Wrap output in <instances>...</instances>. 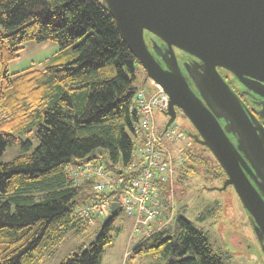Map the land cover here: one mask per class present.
<instances>
[{"label":"trees","instance_id":"trees-1","mask_svg":"<svg viewBox=\"0 0 264 264\" xmlns=\"http://www.w3.org/2000/svg\"><path fill=\"white\" fill-rule=\"evenodd\" d=\"M29 40L57 42L60 57L9 72L8 62ZM69 51L72 58L61 61ZM141 68L102 0H0V155L9 145L20 146L0 162V264H39L42 251L93 218L76 213L91 181L75 183L68 166L98 162L115 169L130 162ZM193 142L182 150L177 182L224 179L209 149ZM217 208L208 206L198 217ZM114 217L60 264H99ZM132 253L155 254L163 264H224L182 208L167 225L143 234Z\"/></svg>","mask_w":264,"mask_h":264},{"label":"water","instance_id":"water-1","mask_svg":"<svg viewBox=\"0 0 264 264\" xmlns=\"http://www.w3.org/2000/svg\"><path fill=\"white\" fill-rule=\"evenodd\" d=\"M102 2L146 78L168 97L163 130L177 109L189 119L196 130L190 137L209 149L226 174L218 189L234 187L264 253V123L244 107L219 71H228L263 98L258 114L264 119V0ZM146 32L165 47L155 41L148 45ZM175 48L194 57L182 63L186 73ZM117 208L112 201L101 227Z\"/></svg>","mask_w":264,"mask_h":264},{"label":"rangeland","instance_id":"rangeland-1","mask_svg":"<svg viewBox=\"0 0 264 264\" xmlns=\"http://www.w3.org/2000/svg\"><path fill=\"white\" fill-rule=\"evenodd\" d=\"M145 39L148 45H151L152 41L158 43L159 40L149 32L145 33ZM58 49V43L52 40L26 41L19 50L18 56L8 62V70L9 72L18 71L31 64L40 66L44 61L55 57L59 58ZM64 56L61 61L71 59L72 52L69 51ZM182 69L185 72L183 67ZM220 71L224 77L226 76L228 80H232L233 75L231 73L224 69ZM138 84H141L146 91H151L154 87L151 80L146 78V73L142 68L138 70ZM167 117L164 112L156 111L155 118L158 127L161 128L165 124ZM175 120V132L179 136L167 141V145L171 149L170 152L174 156V174L167 190L162 182L157 183L161 200V217L168 216L171 204L174 211L182 208L183 214L191 220L193 226L202 228L205 231L212 249L220 254L224 264H264V253L256 238L248 212L243 207L234 187L227 185L224 189H218L225 178L207 180L199 176L188 178L182 184L177 182L178 167L182 162V160L179 161V157H181L184 148L193 145L194 139L190 137L189 132H194L195 128L181 112L177 114ZM36 143V141L33 142V147ZM181 147H183L182 150ZM19 151L20 146L18 144L7 146L6 150L0 155V162L10 160ZM98 152L99 150L95 151V153ZM204 152L209 154L208 151ZM104 166L106 165L104 164ZM116 166L115 169H110L119 171L124 168L121 164ZM91 193H94L92 182L84 185L81 196ZM84 196L79 199L77 207L86 202ZM95 196L89 197L92 199ZM119 202L120 207H123L121 199H119ZM208 206H218V208L213 214L209 213L204 218H199V213ZM103 218L89 219L88 224L80 230L75 228L68 230L59 242L42 251L37 258V262L39 264H60L64 257L71 256L74 252H81L96 238ZM134 222V216L127 214L122 209L116 214L109 230L111 241L102 251L99 264H163L164 258L155 254L132 253L137 240L149 228V225L153 223L157 225L156 221L142 218L138 224L139 230H134Z\"/></svg>","mask_w":264,"mask_h":264},{"label":"built area","instance_id":"built-area-1","mask_svg":"<svg viewBox=\"0 0 264 264\" xmlns=\"http://www.w3.org/2000/svg\"><path fill=\"white\" fill-rule=\"evenodd\" d=\"M153 84L151 91L139 88L133 96V106L137 110L138 121L133 125L135 143L131 160L124 167L126 173L112 171L98 162H95L97 175L87 172L80 165L68 166L69 174L75 183L81 184L90 180L93 191L97 193V196L77 207L78 216L90 212L93 218L103 217L109 211L111 201H117L120 206L119 199H121L123 202L121 209L135 217L134 230L138 229L142 218L156 220L157 228L171 221L175 213L172 204L168 216L161 217V200L157 183L162 182L166 190L171 184L175 163L167 141L178 138L179 135L175 132V119L164 130V125L158 127L155 113L167 109L168 97L158 84ZM180 160L182 155L179 157ZM109 192H113V195H108ZM150 230H146V233Z\"/></svg>","mask_w":264,"mask_h":264},{"label":"flooded vegetation","instance_id":"flooded-vegetation-1","mask_svg":"<svg viewBox=\"0 0 264 264\" xmlns=\"http://www.w3.org/2000/svg\"><path fill=\"white\" fill-rule=\"evenodd\" d=\"M157 44L160 45L162 48L165 47V44L160 39L158 40ZM175 53H176V56L178 58V61L181 63V67H183L182 63L184 61H189L192 58H194L192 55H190V54H188V53H186L184 51H181V50H179L177 48H175ZM159 60H161V59L159 58ZM220 70H223V69L219 68V71ZM220 73H221V71H220ZM224 78L227 80V82L229 83L230 87L239 95L244 107L246 109H248L249 111L253 112L254 115L258 118V120L263 124L264 123V119L262 117H260L259 114H258V110L261 107V105L259 103L262 101L263 98L259 94L255 93L252 90H250L247 87H245L242 83H240L233 76H232V80L230 79L231 81L228 80V78L226 76ZM191 87L193 88V90H195L197 92L194 84H191ZM180 112L181 111L179 109H177L176 110V116ZM220 122L222 124L224 123V121L222 119H220ZM194 132H196V130H194ZM229 136L231 137V139L233 141H235V137L233 135L229 134Z\"/></svg>","mask_w":264,"mask_h":264},{"label":"bare ground","instance_id":"bare-ground-1","mask_svg":"<svg viewBox=\"0 0 264 264\" xmlns=\"http://www.w3.org/2000/svg\"><path fill=\"white\" fill-rule=\"evenodd\" d=\"M81 167L85 168L87 172H95V169H97V166H93L91 164H87ZM88 216L90 217L92 216V214L90 212H86V213H83L82 215H79V217H88Z\"/></svg>","mask_w":264,"mask_h":264},{"label":"crops","instance_id":"crops-1","mask_svg":"<svg viewBox=\"0 0 264 264\" xmlns=\"http://www.w3.org/2000/svg\"><path fill=\"white\" fill-rule=\"evenodd\" d=\"M135 220V219H134ZM154 222L156 221V220H153ZM157 223V222H156ZM134 224H135V222H134ZM158 226V224L156 225L155 223H153L152 225H149V228H147L146 230H150L151 228H156ZM133 228H134V226H133ZM139 230V229H138ZM146 233V231L144 232V234Z\"/></svg>","mask_w":264,"mask_h":264}]
</instances>
